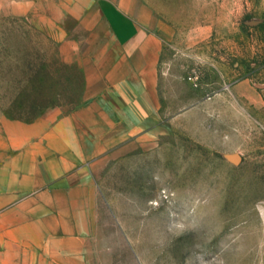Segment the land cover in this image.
Segmentation results:
<instances>
[{
  "label": "rangeland",
  "instance_id": "374dc122",
  "mask_svg": "<svg viewBox=\"0 0 264 264\" xmlns=\"http://www.w3.org/2000/svg\"><path fill=\"white\" fill-rule=\"evenodd\" d=\"M126 3L163 37L161 107L137 135L86 138L77 206L56 209L75 263L264 264V0ZM97 41L95 0H0V135L81 109Z\"/></svg>",
  "mask_w": 264,
  "mask_h": 264
},
{
  "label": "crops",
  "instance_id": "0c3cea01",
  "mask_svg": "<svg viewBox=\"0 0 264 264\" xmlns=\"http://www.w3.org/2000/svg\"><path fill=\"white\" fill-rule=\"evenodd\" d=\"M95 10L111 43L97 41L84 106L65 119L54 112L31 124L2 122L0 264H76L77 225L56 209L77 206L71 170L88 158L86 138L95 127H119L129 137L157 124L162 35L126 0H95Z\"/></svg>",
  "mask_w": 264,
  "mask_h": 264
}]
</instances>
